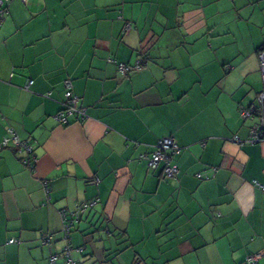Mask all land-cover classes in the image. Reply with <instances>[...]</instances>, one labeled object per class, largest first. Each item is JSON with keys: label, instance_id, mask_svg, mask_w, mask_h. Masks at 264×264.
<instances>
[{"label": "crops", "instance_id": "crops-1", "mask_svg": "<svg viewBox=\"0 0 264 264\" xmlns=\"http://www.w3.org/2000/svg\"><path fill=\"white\" fill-rule=\"evenodd\" d=\"M3 5L0 264H264V114H240L264 87V0ZM66 78L86 117L62 124ZM166 136L172 179L138 158ZM92 199L66 237L62 212Z\"/></svg>", "mask_w": 264, "mask_h": 264}, {"label": "built area", "instance_id": "built-area-1", "mask_svg": "<svg viewBox=\"0 0 264 264\" xmlns=\"http://www.w3.org/2000/svg\"><path fill=\"white\" fill-rule=\"evenodd\" d=\"M7 1V0H5ZM25 1V0H23ZM6 13V8L3 5V0H0V24L2 23L4 16ZM259 59H260V69L262 74V79L264 82V50L259 52ZM110 61L114 62L113 59ZM142 63L141 61H137V63L131 67L124 63L118 64V69L122 74L127 73L130 69L141 68ZM63 88H64V101L62 102L61 110L55 115V119L60 123H67V117L70 115H74L77 120H81L86 117V109L83 107L79 101L77 95H75L72 91V81L70 78H66L63 81ZM256 108L263 110L264 109V87L258 93L256 97L255 104L250 105L249 107H243L240 109V114L242 118H249L252 117L256 111ZM262 121V120H261ZM256 123L250 129L249 141L252 143L258 142L262 140L263 133H260L262 129V123ZM7 132L9 137L5 138L3 141V145H7L8 141L10 140L14 146L19 150L25 151V157L22 158L23 163L33 167V163L35 162L36 158L33 155L32 147L28 143V141H21L13 129L9 126L7 127ZM234 141L237 142V138H234ZM180 152V146L176 143L175 139L172 136H166L158 139V141L154 145L153 152L150 154H141L138 158L139 160H144L147 166L151 169L156 168L159 164H162V172L163 175L167 178H175L178 173V168L173 161V157ZM98 199H92L90 201H86L80 203L76 206L75 210L67 214L66 212H62V231L66 237L69 236L72 227L76 224L79 219L80 215L85 212L89 207H92ZM45 241H48L46 239ZM10 243L16 242L15 239H10ZM65 253V260L63 262H59L57 257L52 255L49 257L48 264H77L72 258L69 256V250L66 249ZM262 252L255 253L248 255L242 264H258V260L261 257Z\"/></svg>", "mask_w": 264, "mask_h": 264}, {"label": "trees", "instance_id": "trees-1", "mask_svg": "<svg viewBox=\"0 0 264 264\" xmlns=\"http://www.w3.org/2000/svg\"><path fill=\"white\" fill-rule=\"evenodd\" d=\"M259 113H261L263 115L264 114V109L260 110V109L256 108V111H255V113L253 115H255V114L259 115ZM260 133H263L262 129H261Z\"/></svg>", "mask_w": 264, "mask_h": 264}]
</instances>
